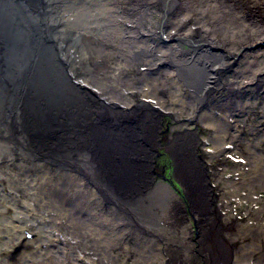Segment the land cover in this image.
<instances>
[{
  "label": "bare ground",
  "instance_id": "obj_1",
  "mask_svg": "<svg viewBox=\"0 0 264 264\" xmlns=\"http://www.w3.org/2000/svg\"><path fill=\"white\" fill-rule=\"evenodd\" d=\"M263 81L264 0H0V264H111L120 253L138 262L144 251L156 264L163 248L179 245L173 237L189 235L175 226L185 204L171 178L144 187L160 118L177 126L165 150L199 204L207 163L195 159L208 149L192 120L213 131L212 163L226 140H238L227 121L236 108L221 107L250 88L258 94ZM178 109L190 116L184 124ZM254 154L231 198L260 197L264 161ZM251 226L239 230L247 259L264 251V226ZM63 239L94 256L73 257ZM119 240L143 252L114 249Z\"/></svg>",
  "mask_w": 264,
  "mask_h": 264
},
{
  "label": "rangeland",
  "instance_id": "obj_2",
  "mask_svg": "<svg viewBox=\"0 0 264 264\" xmlns=\"http://www.w3.org/2000/svg\"><path fill=\"white\" fill-rule=\"evenodd\" d=\"M185 48L187 49L188 47ZM94 60L104 61L105 59L103 57H95ZM115 60L116 62H111V64L113 63L116 65L113 66L112 68L119 67L118 70H120L122 66L120 65L117 59ZM142 69L144 68H141V70ZM128 73L134 76L137 75L139 71L130 70ZM258 90L259 89L256 90V93L258 94H255V90L250 88V90L247 93H241V95H237V97L235 96L234 98H232L230 102L227 104L230 106L228 107L225 106V108L221 107L223 108V110H225V113H227L228 115L229 112L231 111V106L236 108V113H235L236 116L233 114L229 115L230 119L227 121L230 124L229 126H231V128L233 129L234 134L232 133L233 136L231 137L234 138V136H238V140L236 141V143H234L231 140H226L224 146H226L225 148H227V150L224 149L223 157L221 156L219 158L214 159L212 163H209V160H212L211 158H215L213 155L214 153H212L215 151L213 149L214 143L213 142L211 143L210 140L212 137L211 133L213 131L209 130L210 128L206 127L205 125L204 126L200 125V122L198 123V120H192L193 126L192 125L190 126H192L195 131L197 130V133L199 135L198 138H200V140L202 141L201 144L202 147L208 149L206 150V152L205 150H199L197 153L200 152L202 153H200V155L198 154L199 156H196L195 159V161L199 160L202 161V163L203 162L207 163L205 169L207 173L206 175L207 183L206 185H204L207 191H205L206 192L205 197L202 200L198 201L199 204L194 202L192 197L189 196L188 192H187L188 196L186 195L184 187L179 183L181 182V177L179 176L178 179L176 175V172H178L179 174L177 161H173V157H171L169 152L165 150L166 149L165 146H167L168 143L167 139H170L171 131L173 129H176L177 126L175 125V122L171 117H167L163 119V124H162V118H164L165 116L160 118L161 121L159 122L161 124H159V126L161 125V128L158 130V134L160 137V145H159L160 149L157 150L158 152L154 153V161H153L152 158H150L151 151L153 149L146 148L147 157L145 156L144 160H146L145 162L148 165L147 169L150 167V165L152 166V168L154 166V169H153V173L150 170L149 173L152 176L151 178L148 177L145 180L144 187L146 185L147 187H149L150 183L153 184L154 183L153 180L155 181L156 179L162 181L160 183L168 184L166 182L167 180L161 179V177H164L166 175V177L171 178L170 182L174 184L172 186L177 187L178 190L177 192L180 193L181 198L183 197L181 203L185 204L182 212L180 211L178 215L179 217L177 216L176 219L177 222L175 223V226L177 232L185 231L188 232L187 234L189 235L183 239L180 237H173V240L178 241L179 245L176 246L174 245V247L169 250L163 248L165 249L166 253H163V255L161 254L159 256L161 259L160 260L158 259L156 261V264H207V258H206L207 255L210 256L211 261L213 260L212 264H235V260L243 262V264H264V251L262 252V254H260V256L257 255L256 258L247 259L243 256V250H241L243 245L239 239L240 228L247 227L249 224H252L251 226L252 228L254 227L255 229L259 230V227L264 226V216L257 217L255 214L253 216L250 215L253 214L252 212H255L256 210H264V189L263 190L261 189L260 197L256 198L254 202L252 201V199L246 200V198L243 197L244 195H246V192L248 190L242 191L238 197L234 196V198H231L229 196L230 192L234 194L235 189H238L236 185L240 184V181L249 179L251 168H247L248 166H246L249 163L247 158L249 155L254 154L253 149L252 150L248 149L249 145L253 146L255 152H257L256 154H254L253 157L255 158V156L259 155L258 157H260V160L264 161V85L260 89V91ZM181 93L183 95H187V93L184 91H182ZM159 94L161 96L160 98H163L165 101L170 102L168 93L166 91L165 92L163 91L162 93ZM246 103L249 104V107H247L246 110H244L243 105L245 106ZM185 107L190 111H193L192 107H187V105ZM178 110H180L178 112L182 114V116H184L183 118V124H184L186 120H189L190 116L186 112H183L181 109ZM200 114L201 113H199V115ZM215 116L219 117L221 115L217 112ZM230 120L233 123H230ZM241 130H242V134H241ZM229 150L231 152H229ZM140 152L143 155L146 154L143 151V149L140 150ZM227 152L228 155L230 156L227 155ZM5 170L6 169L0 170V174L3 173ZM203 175H205L204 171H203ZM181 183L184 184L183 182ZM140 184H141L140 187H142L143 182ZM168 185L170 186V184ZM208 191H209V195H208ZM227 194H228V198H227L228 201L226 200V198H224L227 196ZM12 196L13 197L17 196V198L9 199L14 204H20L21 201H23L22 199L25 198L22 194H18V193H14L12 194ZM200 202L205 204H201ZM6 204H9L8 207H10V203L8 201L5 203V205ZM31 209L34 208L30 205L28 207V210ZM42 211H43V215L46 218H49L44 214L45 211L44 210ZM11 217L13 219L15 218L14 216ZM229 217L231 221L226 222ZM12 218L10 222L12 221ZM257 218H263L262 219L263 221L256 220ZM220 223H221V228H219L218 231L217 225H220ZM1 229H3V227ZM3 233L7 235L8 234L7 229H5ZM224 235L225 236L227 235L228 238L225 237ZM5 238H9V237L6 236ZM62 241H64L62 243L64 244V247L60 245V247L54 246V248L59 249L63 247L65 249L64 250L62 248L64 251H67L68 249H73V251H75V254L74 255L72 254V256L77 259L79 255L82 254H84L83 257H87V258L94 256L92 251H91V255L86 251L85 253L82 252V250L80 249H83V247L77 249L75 247L76 243L74 241H65L64 239ZM123 241L124 240H119L118 241L119 244L116 245L114 249L120 248L122 249V251H124L123 249L126 248L127 252H143L140 249L137 248L135 249L132 243L131 246H129L126 244L127 242L124 243ZM246 244H248V246L251 245L250 242L249 243L247 242ZM149 245L154 246L155 244L149 243ZM151 246L149 247L152 249L153 247ZM227 250L231 255L226 254ZM148 256L149 254L147 253V251H144L142 258L146 259L149 263L151 262L150 264H152L153 261L155 260H150ZM75 258L74 260L76 261L77 259ZM142 258H140L138 261L140 262V264H144V262L141 261ZM134 259L135 257L133 256L132 259L131 258L126 259V255L120 253V257L118 258V260L117 259L113 260L114 262H111V264H133L137 262V261L134 262ZM138 262L135 264H139ZM100 263L102 262L100 261L98 264ZM76 264L78 263L76 262Z\"/></svg>",
  "mask_w": 264,
  "mask_h": 264
}]
</instances>
